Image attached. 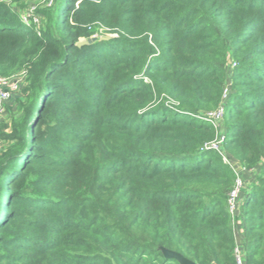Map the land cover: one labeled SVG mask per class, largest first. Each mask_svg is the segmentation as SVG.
<instances>
[{"label":"trees","instance_id":"trees-1","mask_svg":"<svg viewBox=\"0 0 264 264\" xmlns=\"http://www.w3.org/2000/svg\"><path fill=\"white\" fill-rule=\"evenodd\" d=\"M6 1L0 76H27L0 123V264H237L236 175L199 119L221 107L224 152L259 169L264 264V0H58L41 31L18 17L36 0Z\"/></svg>","mask_w":264,"mask_h":264},{"label":"built area","instance_id":"built-area-1","mask_svg":"<svg viewBox=\"0 0 264 264\" xmlns=\"http://www.w3.org/2000/svg\"><path fill=\"white\" fill-rule=\"evenodd\" d=\"M44 1L45 3L48 2L47 0ZM52 1L53 0H50L48 5H50ZM30 22L31 21L29 19H25L24 21L26 25H29ZM35 23H38V20H35ZM234 66L235 65H233V67ZM26 76V72H21L10 77H0V123L8 121L7 107L14 100V98H16V96L20 95L22 89L25 86ZM226 93H228V90L226 91ZM223 115L224 109L221 107L216 112L199 116V119L218 128L219 137H217L216 141L209 146V149H213L217 153H219L223 157V159L231 165L236 175L234 187L228 195V211L231 215L235 231V227L237 226L239 219L243 214L242 207L245 201L243 198V194L246 193V196H248V183L250 180H255V175L258 172V168L246 169L238 162H234L233 160H231L224 152L223 143L225 141V132L222 131L221 127V120L223 118ZM2 147L3 143L0 140V148ZM252 184H254V182H252ZM235 255L237 264H246L245 253L238 243H236Z\"/></svg>","mask_w":264,"mask_h":264},{"label":"rangeland","instance_id":"rangeland-1","mask_svg":"<svg viewBox=\"0 0 264 264\" xmlns=\"http://www.w3.org/2000/svg\"><path fill=\"white\" fill-rule=\"evenodd\" d=\"M6 1V0H5ZM48 2L45 3L44 0H36L31 1L24 9L18 10V17L19 20L25 21V19H29L31 24H35L36 30L41 31L43 29H46L47 26L51 25L50 18L44 13L45 9H56L58 0H53L50 5H48L50 0H47ZM7 2V1H6ZM42 11V12H41ZM53 11V10H52ZM35 20H38V23H35ZM114 35L106 34L103 30H100L98 34L94 35L92 38H99V37H113ZM85 41V40H82ZM2 77V76H0ZM16 107L18 105L17 101L15 103ZM252 190V188H251Z\"/></svg>","mask_w":264,"mask_h":264},{"label":"crops","instance_id":"crops-1","mask_svg":"<svg viewBox=\"0 0 264 264\" xmlns=\"http://www.w3.org/2000/svg\"><path fill=\"white\" fill-rule=\"evenodd\" d=\"M11 109H12L13 112L16 111L15 102L11 103ZM234 162H237V161L234 160ZM258 171H259V169H258ZM257 173H256V175H257ZM256 175H255V177H256ZM254 181L253 180L249 181V183H248L249 187L247 189V193L251 191V188L253 187L252 182H254ZM246 195H247L246 193L243 194L244 200L247 197ZM235 236H236L237 243L241 246V248L243 249V252L245 253V249H244V223H243V216L242 215H241V217L239 219V222H238L237 226L235 227Z\"/></svg>","mask_w":264,"mask_h":264},{"label":"water","instance_id":"water-1","mask_svg":"<svg viewBox=\"0 0 264 264\" xmlns=\"http://www.w3.org/2000/svg\"><path fill=\"white\" fill-rule=\"evenodd\" d=\"M104 40H108L110 39L109 37H105L103 38ZM97 40V38H90L89 40L87 41H81L80 43H78V46L79 47H82L83 45H86V44H92L93 42H95ZM163 252H164V255L167 257V258H170V259H174L176 260L179 264H196L195 262L185 258L184 256H182L181 254L179 253H175V252H172V251H169V250H166V249H163Z\"/></svg>","mask_w":264,"mask_h":264}]
</instances>
